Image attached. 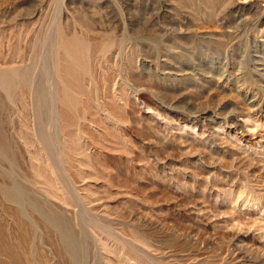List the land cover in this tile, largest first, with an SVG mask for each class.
<instances>
[{
	"label": "rangeland",
	"instance_id": "374dc122",
	"mask_svg": "<svg viewBox=\"0 0 264 264\" xmlns=\"http://www.w3.org/2000/svg\"><path fill=\"white\" fill-rule=\"evenodd\" d=\"M0 264H264V0H0Z\"/></svg>",
	"mask_w": 264,
	"mask_h": 264
}]
</instances>
